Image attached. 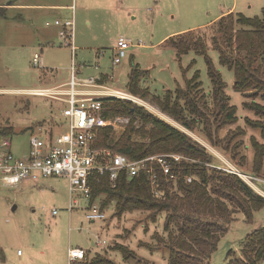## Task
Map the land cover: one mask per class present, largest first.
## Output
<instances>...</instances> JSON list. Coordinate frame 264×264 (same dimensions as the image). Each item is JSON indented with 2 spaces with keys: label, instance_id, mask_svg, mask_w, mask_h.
<instances>
[{
  "label": "rangeland",
  "instance_id": "obj_1",
  "mask_svg": "<svg viewBox=\"0 0 264 264\" xmlns=\"http://www.w3.org/2000/svg\"><path fill=\"white\" fill-rule=\"evenodd\" d=\"M61 3L68 6L60 12L62 15L44 10L31 21L22 13H17L20 17L17 19L13 11L0 12V126L13 127L8 137L15 155L28 154L29 139L38 135V125L55 127L63 122V102L28 93L29 90L60 85L70 77L73 65L79 70L78 77L101 76L105 85L128 92L129 72L136 64L142 70L139 85L150 93L148 97L132 94L138 99L136 103L180 128L223 162L218 169L241 173L238 176L253 193L264 197V156L260 169H256L252 145L254 141L264 151V113L243 104L264 106V92L249 90L248 94L237 90L232 69L220 64L211 39L212 33H216L214 23L220 16L229 11L260 16L264 0H61ZM55 20L73 21L74 50L59 36L62 29L54 24ZM188 31L192 39L202 37L205 53L194 47L179 53L177 46L185 45L186 37L168 40ZM119 37L127 39L131 46L120 62L112 64V48ZM34 53L40 55L37 66L32 62ZM206 60L219 71L229 102L236 108L237 119L232 124H219L214 118ZM194 72L198 73L204 90L198 96L208 95L209 106L205 109L199 103L203 120H196L187 129L162 112L151 96L162 97L167 90L174 96L175 89L185 88V79ZM183 102L181 98L180 103ZM206 120L208 123L204 124ZM122 130L123 127L117 129L112 137L116 138ZM133 137L144 140L142 136ZM176 154L185 157L182 162L195 161ZM178 178L176 174L172 182L169 180L171 191L176 193ZM154 195L161 194L154 192ZM69 197L68 179L61 176L24 180L13 186L0 180V264H67L70 247L88 251L85 264L96 253L114 264L168 263L170 247L175 246L180 235L172 223L168 230L164 228L167 211L148 208L118 214L111 201L103 210L105 218L89 221L85 217L86 201L80 200L69 210ZM52 210L57 213L52 215ZM204 218L216 221V217L209 215ZM228 218L216 250L210 257L198 255L199 264H224L229 251L238 255L244 237L264 226V205L252 210L248 217L229 203ZM97 239L105 240L106 244L91 245V240ZM18 250L23 253L21 257L17 256ZM124 254L128 256L123 257ZM257 264H264V258Z\"/></svg>",
  "mask_w": 264,
  "mask_h": 264
},
{
  "label": "trees",
  "instance_id": "obj_2",
  "mask_svg": "<svg viewBox=\"0 0 264 264\" xmlns=\"http://www.w3.org/2000/svg\"><path fill=\"white\" fill-rule=\"evenodd\" d=\"M213 29L217 33L211 35L213 48L219 53L220 64L232 69L234 87L243 93H248L249 90L264 92V8L260 16L254 17L245 16L241 12L233 14L232 11L223 14L215 21ZM190 34L191 31H188L168 40L186 37L184 39L188 40L187 43L185 45L180 43L181 45L177 46L179 53L190 47L205 53L202 37L192 39ZM206 62L212 86L209 97L215 110L212 111L214 118L218 119L219 124H232L237 119L236 108L229 102L219 71L210 61L206 60ZM141 75L142 70L133 64L129 72L128 93L148 97L150 96L148 89L139 85ZM200 92L204 90L198 80V73L194 72L191 78L185 79V88L175 89L174 96L167 90L162 97L152 95L151 99L162 112L189 129L196 120H203L199 103L205 109L209 106L208 95L203 93L198 96ZM181 98L184 99L183 104L180 103ZM243 104L258 113H264L262 105L246 102ZM104 106L105 116L127 117L128 122L116 138L112 135L117 131L111 126L100 128L95 146L109 148L133 159L154 153L176 152L195 160L191 163L181 161L182 163L177 166L172 164L175 178L176 174L179 176L177 179L179 193L171 191L169 187L171 179H167L158 168L156 190L161 194L158 197L154 195L155 189L144 174L127 177L122 173L114 186L107 175L97 176V179L90 181V202L97 201L101 210H105L106 205L113 201L115 212L118 214L148 208L168 212L164 228L168 230L172 223L177 228L180 238H176L175 246L170 247L167 264H199L196 258L198 255L210 257L225 231V222H229V203L238 206L248 217L252 210L264 205V197L255 195L238 174L217 168L223 165V162L216 155L145 106L118 98L106 99ZM206 123L207 120L204 124ZM12 133V126H0V136H10ZM134 135L142 136L144 140H135ZM252 145L255 150L254 162L256 169L259 170L264 151L254 141ZM190 176L193 178L191 177L192 180L188 182L186 178ZM207 186H210L214 192H209L210 189L207 191ZM206 215L216 217V221L204 218ZM217 218L222 221L219 222ZM127 256V254L123 255V257ZM263 258L264 226L244 237L238 255L229 251L227 262L224 264H257ZM87 264L114 263L96 253Z\"/></svg>",
  "mask_w": 264,
  "mask_h": 264
},
{
  "label": "built area",
  "instance_id": "obj_3",
  "mask_svg": "<svg viewBox=\"0 0 264 264\" xmlns=\"http://www.w3.org/2000/svg\"><path fill=\"white\" fill-rule=\"evenodd\" d=\"M60 22H54L61 25L59 36L74 50L73 21ZM130 46L131 43L127 39L119 37L112 48V64L120 62ZM32 62L35 66L40 64L38 53H34ZM77 73L79 70L72 65L69 80L65 84L28 91L63 102V122L62 125L61 121L58 122L55 127L38 125V135H31L28 154L25 157L14 154L8 136H0V180L8 186H13L24 180L38 181L49 176L65 177L69 182V210L76 207L80 200H85L86 219L97 221L105 218V213L97 201L90 202L92 179L107 175L114 186L122 173L127 177L144 174L155 192H158L156 169L158 168L166 178L173 179L175 174L172 171V163L179 164L185 157L176 153H157L133 159L120 152L99 150L95 143L100 128L111 126L117 130L128 122L127 117L105 116V100L118 98L137 102L138 99L126 91L105 85L101 76L82 78L78 77ZM186 179L188 182L192 180L191 177ZM56 213V210H52V215ZM104 244L105 240L93 241L94 246ZM87 255V250L83 248L70 247L67 251V264H84Z\"/></svg>",
  "mask_w": 264,
  "mask_h": 264
},
{
  "label": "crops",
  "instance_id": "obj_4",
  "mask_svg": "<svg viewBox=\"0 0 264 264\" xmlns=\"http://www.w3.org/2000/svg\"><path fill=\"white\" fill-rule=\"evenodd\" d=\"M43 1L44 0H2V1H0V12H4V10L5 11L9 10V12L13 11V14H15L14 17L16 16L17 19L20 18L17 13H22L23 15L25 14L26 19L31 21L34 18H36L37 16H39L44 10L53 11L56 13V15H59V14H61L60 12H62L66 8H68V6L61 3V0H49L50 2L48 4L43 3ZM54 1H58L59 3H56ZM34 10H39L41 12L37 14L34 12ZM30 11H33L34 13L28 14V12H30ZM229 12H231V11H229ZM229 12H227V13H229ZM232 12H234V11H232ZM13 14H11V15H13ZM23 15H21V16H23ZM29 16H31V17L27 18ZM21 19L23 20L24 18H21ZM68 80H69V78L61 81V84H65ZM92 244H93V240H91V245ZM22 255H23V253L18 254V251H17L18 257H21Z\"/></svg>",
  "mask_w": 264,
  "mask_h": 264
}]
</instances>
